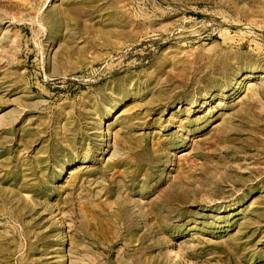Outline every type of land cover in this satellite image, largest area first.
Here are the masks:
<instances>
[{
	"label": "rangeland",
	"instance_id": "obj_1",
	"mask_svg": "<svg viewBox=\"0 0 264 264\" xmlns=\"http://www.w3.org/2000/svg\"><path fill=\"white\" fill-rule=\"evenodd\" d=\"M0 264H264V0H0Z\"/></svg>",
	"mask_w": 264,
	"mask_h": 264
},
{
	"label": "bare ground",
	"instance_id": "obj_2",
	"mask_svg": "<svg viewBox=\"0 0 264 264\" xmlns=\"http://www.w3.org/2000/svg\"><path fill=\"white\" fill-rule=\"evenodd\" d=\"M114 110H115V107L114 108H112L110 111H109V114H108V116L109 115H111L113 112H114ZM106 119V118H105Z\"/></svg>",
	"mask_w": 264,
	"mask_h": 264
}]
</instances>
